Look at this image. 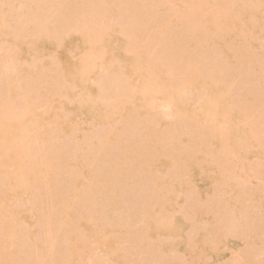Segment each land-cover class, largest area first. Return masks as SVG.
<instances>
[{
	"label": "bare ground",
	"instance_id": "6f19581e",
	"mask_svg": "<svg viewBox=\"0 0 264 264\" xmlns=\"http://www.w3.org/2000/svg\"><path fill=\"white\" fill-rule=\"evenodd\" d=\"M258 256L264 0H0V264Z\"/></svg>",
	"mask_w": 264,
	"mask_h": 264
},
{
	"label": "rangeland",
	"instance_id": "374dc122",
	"mask_svg": "<svg viewBox=\"0 0 264 264\" xmlns=\"http://www.w3.org/2000/svg\"><path fill=\"white\" fill-rule=\"evenodd\" d=\"M135 230H137V228ZM262 258H264V257L263 256H258V257H256V260H259V259H262Z\"/></svg>",
	"mask_w": 264,
	"mask_h": 264
}]
</instances>
